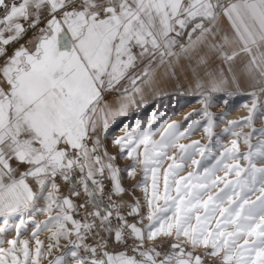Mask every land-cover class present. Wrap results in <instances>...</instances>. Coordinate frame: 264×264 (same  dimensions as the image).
Wrapping results in <instances>:
<instances>
[{
	"label": "snow or ice",
	"instance_id": "1",
	"mask_svg": "<svg viewBox=\"0 0 264 264\" xmlns=\"http://www.w3.org/2000/svg\"><path fill=\"white\" fill-rule=\"evenodd\" d=\"M181 76L186 127L110 131ZM236 95L246 116L210 111ZM257 120L264 0H0V264H264Z\"/></svg>",
	"mask_w": 264,
	"mask_h": 264
},
{
	"label": "rangeland",
	"instance_id": "2",
	"mask_svg": "<svg viewBox=\"0 0 264 264\" xmlns=\"http://www.w3.org/2000/svg\"><path fill=\"white\" fill-rule=\"evenodd\" d=\"M29 35H31V33ZM21 42H23V41H21ZM198 99H199V97L196 96V97L190 98V99L177 97V98H170L167 100H163L161 102L154 104L151 108L137 112V114L131 116L130 118H128L124 122H131L134 124L137 118H139L141 120H147L151 116L153 111H157V112L166 113V115L164 117H162V119L167 120L168 123H171L172 121H178V122L183 123L184 126L186 127L187 122L184 120V117L187 116L189 113L198 112L201 108V105L199 103H197ZM223 99H224V97H221L219 100H217L215 105L210 109V111L219 115L222 111L227 110V111H229V115L227 117L228 120H237V119H239L243 116H246L248 114L247 109L241 107V105H243L246 102L250 103L251 98H247V97H243V98L241 97V98H236V99L231 98L229 100V105H227V106L223 104ZM191 119H200V117L197 115H193L191 117ZM262 125H264V121H260V120L256 121V127H260ZM121 126L122 125L120 123L111 132L115 135H123V132L120 130ZM225 126H226V124H220V126L218 128H216L215 131L220 132L222 130V128ZM244 131H248V129H244ZM193 139L200 140L201 143H207V137L204 135L202 129L194 132L193 135L189 138V140L182 141V142L188 143ZM222 139H224V142L227 143L228 140L231 139V137H222ZM108 143H109L110 151L115 152V149L111 148V141L110 140L108 141ZM241 148H242V150H244V146L242 144H241ZM117 163L121 167H124V165L126 163H128V161L118 160ZM182 174H185V173H182ZM124 178L127 180L128 185L131 186V184L134 183V181H130L127 178L126 174H124ZM136 179L139 180L140 176H137ZM136 195L137 196L141 195L139 190L136 191ZM36 218H37V220L45 219V217L43 215H40V214H37ZM31 228H32V225H29L28 226L29 230L24 233L25 238H27L30 235ZM13 235H14V229L10 230L6 234V238H11ZM44 238L45 237L42 235L41 239H44ZM207 262L209 264H211L210 260H208Z\"/></svg>",
	"mask_w": 264,
	"mask_h": 264
},
{
	"label": "crops",
	"instance_id": "3",
	"mask_svg": "<svg viewBox=\"0 0 264 264\" xmlns=\"http://www.w3.org/2000/svg\"><path fill=\"white\" fill-rule=\"evenodd\" d=\"M164 91L167 92L168 95L154 96L149 92H145L143 105L139 108L138 112L151 108L154 104L161 102L163 100L170 99V98L178 97V98H189L190 99V98L196 97L195 95L188 94L189 93V82L185 81L183 76L180 77L179 84H177L176 81H172L168 85L165 86ZM180 93H184V94L181 95ZM241 97L250 98L246 95H236L233 98L236 99V98H241ZM108 99L112 100L113 96L108 97ZM136 100H137V104L141 103L139 96L136 97ZM135 114H137V111L133 109L132 111H130V114L127 117H121L120 120H118L117 123L111 127L110 131H112L115 127H117L121 122H124L125 120H127L128 118H130L131 116ZM123 182L125 185L127 180L123 178ZM125 198L130 199V197L128 196H126ZM206 264H209V263L206 262Z\"/></svg>",
	"mask_w": 264,
	"mask_h": 264
},
{
	"label": "built area",
	"instance_id": "4",
	"mask_svg": "<svg viewBox=\"0 0 264 264\" xmlns=\"http://www.w3.org/2000/svg\"><path fill=\"white\" fill-rule=\"evenodd\" d=\"M125 187H130V185H128V183L126 182Z\"/></svg>",
	"mask_w": 264,
	"mask_h": 264
}]
</instances>
